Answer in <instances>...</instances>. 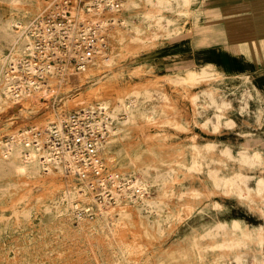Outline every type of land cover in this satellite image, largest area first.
<instances>
[{"label":"rangeland","instance_id":"1","mask_svg":"<svg viewBox=\"0 0 264 264\" xmlns=\"http://www.w3.org/2000/svg\"><path fill=\"white\" fill-rule=\"evenodd\" d=\"M12 1L0 0V8L2 9H0V18H2L3 16L9 17L10 11L8 7L10 5L8 6V4H11ZM39 1L44 2L42 8L37 10L38 4H40V2L33 5V8L35 7L33 9L34 11L29 15L27 19H25V27L32 23V20L34 21L38 17L46 15L45 12H47L49 7L52 6L49 0ZM138 2L140 6H132L131 9L124 10L122 11V13L116 12L115 14H113V16L115 15L114 18L118 16V19H115V21L117 20V22H115V25L111 27L112 29L110 28L108 31V42L110 41L111 43H108L110 45H108L107 47L106 52L108 54H106L110 55L112 52H120L119 61H117L114 66L106 67L108 69H104V64H102L103 62L101 63V60L98 59L95 67H92L96 68V65L97 67L99 66V71H87L85 73L87 76L83 74L81 76L69 78L67 81L60 84L54 83L52 84V86L50 84H47V88L43 87L42 89H40V91L39 89L34 88V90L39 91V93L38 95H35L28 100V105H25V102H21L19 100H17L16 103L13 98L9 97V99L7 98V95L4 96V86L6 83L4 76L5 65L7 63V60L9 59V56L16 50L20 49L25 42L24 33L21 35V31V33H17V35L16 32H14L10 27L9 32L14 38L12 37V41L4 42L0 46V94L2 95L3 99H7V102L4 101L0 104V153L3 152V148L8 145V143L16 141L18 142L19 140H29L30 138H33L35 134L31 132L32 130L40 131L41 134L39 135V138L41 139V141H43V143L46 142V138L48 137L46 135L49 134V127L53 123V121L64 116V114H68L71 111L79 110L82 108H93V110L98 109L100 107L98 105V103H100L98 99L101 97V93L107 97H110L114 103H117L120 101L119 97H128L135 91L137 92L140 90H147L151 91V94H154L156 96V91H159V89H161V97L154 96L153 98L151 97L149 98V100H146L144 99L143 95H140V102L138 103L144 101V104H141H143L144 107L146 106V110L144 111L150 116H152L151 114H154L156 112H162V116L157 115L155 117L156 119H154V117L152 116L153 118L150 120L147 118H142V120H144L142 122H145L144 124L140 119V126H138L139 124L135 126L132 125L131 134L134 133L135 136L134 134H130L129 137H132L130 139L128 137H124V135H119V138L117 137L113 141H110L111 143H109V154H105L104 150L101 151V156L103 155L102 158L105 164V177L108 179L109 187L111 186V190L115 189V187H118L115 183L118 182V185L120 187V189L117 188L118 192H121L123 188L124 190L128 189L127 191H131L128 187V179L131 180L132 178V168L127 164V157H125L127 153L126 151L130 150H132L133 154L135 153V151H140L143 149L144 151H147L145 159H161L167 163L166 165L174 164L179 160L183 161L182 153L184 152V147L189 159L188 163H191L192 161L193 157H191L190 155L193 153L192 151L194 149L201 150L202 154L205 156L204 170L202 172H197L195 175H189L186 172L187 170L184 169L185 171H183L182 173V170L180 169V167H178L179 174L175 172L174 176H180V184L176 187V195L170 197L171 199H168L169 206H166L161 214H150L147 211L149 213L148 214L144 210L139 211L137 207H132V205H128L129 207L125 206L127 209H130V211L132 210L133 212L138 210L141 215L138 213V211L137 213L135 212V220L137 219L135 222H137L138 224L135 223L133 228H126L125 226H121L120 228L122 230L119 228L120 230L118 229L116 236H105L104 234L93 233V231L91 232V235L87 231H85L84 233L77 234L74 237L66 238L60 234H57L56 230L46 237V239H48L47 241H50V245L54 248V251L50 252V254H48L47 256L40 255L38 258L42 262H50V259H58L59 254H61L67 257L70 256V264H118V262H120L121 264H126V260L121 254L118 255L120 256L118 259L119 261H114V256L119 250V242L117 241H122L126 245H131L132 241H134L136 238H141L138 235L144 230V228L143 225H140L139 223L140 219L144 218L145 221H150V225L152 224V227L150 228H153L155 230L154 231L153 229H150L153 232V236L147 239L154 244L152 246L154 247V249H167V247L171 248V246L173 245L179 246L183 244V246H180V248L182 249L195 248L197 254L200 250L203 254H205L207 264H210L211 261L218 259L217 253L220 252V250L216 248L215 245H219L222 240L228 237L227 232L219 227L220 223L226 225L227 230L234 235H241L245 230L253 231L255 229H258L259 227H264V214L259 209H257L259 208L258 205L261 204H257L256 206V204L247 197V193H245L247 192L246 190L244 191L245 198L239 197L238 195L232 193L229 196V193L224 191L223 189H216L212 183L211 178L208 177V169L219 167V174L224 177H235L238 174L242 176H248V186L250 188L256 187L257 180L260 176L264 177V164L263 166L250 165L246 163L241 156L244 153L252 154L255 152H259L264 163V128L261 130L260 128H258L256 123L260 119V113L263 110L262 104L264 100L262 95L259 94L260 92L258 90L256 76L227 75L221 70L213 67L217 75H219L215 82H205L203 83L204 85H196L193 88L187 89L188 91H186L188 93L176 84H171L172 82H169L167 80L168 78H165V76H173V74L176 75L177 73L183 74L186 71V67L190 64H192V67L197 70H199L202 66L195 64L192 60H190L188 54L182 56V52H185L188 46L186 43H183L185 42V40H188V42H190V40L192 39L193 28L195 26L197 27L200 23L196 20H190V17H192V15H190L189 12L194 7L193 1L179 0V3H177L176 0H174L175 3L173 2V6L176 8V10L167 9L168 11L165 9H161L159 5V9H157V4H155L156 0H153V2L148 0H138ZM157 10L160 11L158 12ZM118 14L120 15V17ZM150 15H164L166 18L163 20V26H165V24H168V19H176L178 22H180L182 35H180L178 38L170 39L167 37L166 32L164 31L165 29H159L155 24H153L154 26L152 25L150 27L143 25L144 18L149 17ZM125 18L127 19L129 28H132L131 31L129 30L128 32H126L125 30L127 29V27L122 25V22L126 21ZM120 24L122 27L120 26ZM137 26L141 28L140 33L135 32V28ZM115 28L123 30L125 34L128 33V35L125 36L124 40L119 41L110 34V31ZM161 30H163L164 32H161ZM153 34L155 35V37ZM137 35L139 38H135V36ZM150 38H155V44L153 43L152 39L150 40ZM112 39L113 41H111ZM133 39L135 41H133ZM176 43L177 47H173V45ZM12 45H14V47ZM111 45L113 46V48ZM176 55L181 58V60L177 61L180 66H183L181 68H177V65L172 66ZM100 87H102L104 90L100 91L101 93L98 94L97 92L99 91H97L96 89H99ZM209 87H214L215 89H217V96L220 101L227 98V103L226 101L224 102L228 107L226 108V110L223 109L221 112L224 114L219 113V110L206 104L203 92ZM92 89L94 90L93 93ZM196 92L201 96L197 104L192 102L191 98L192 95ZM248 93L250 95H248ZM165 96L169 97L170 101H172L173 107L168 106V102L170 101L169 99L167 101L165 99ZM10 101H12V103ZM163 103L165 105H163ZM141 104H139V106ZM159 104L160 106H158ZM242 105L245 106L244 109L241 108ZM151 106H153L154 108H152ZM164 106H166L167 109L170 108L169 111ZM147 108L150 112L147 110ZM165 113H167L168 116L170 115L169 117L173 119H171L169 122L166 121L164 118L167 116V114L165 115ZM124 117V115L120 116L121 119H123ZM157 118H160L159 120L161 122ZM156 120H158L161 124H158L159 122H156ZM208 120L209 122H207ZM154 122L157 124H155ZM217 122H220L221 124L219 128L215 127V124ZM153 124H155L156 126ZM136 126L139 130H137ZM112 127H116L115 121L113 122ZM140 127L142 128L140 129ZM44 135L46 138L44 137ZM252 137L254 138L252 139ZM193 138L196 140V142ZM239 139L240 141L238 142ZM209 142L215 143V147L207 148L206 144ZM122 145H124V148ZM194 146H196V148ZM226 147L228 148V150L230 149L228 153L224 151ZM152 150L158 152V154L156 156L152 155ZM260 170L263 172H261ZM65 173L66 171H64V168H62V174H60L58 178L56 177V181L50 178L49 181L44 184H36L35 182H32L33 179L30 177H23L17 180V178L11 173V171L0 168V227H2L0 229V233L3 235L0 241H2L5 249L8 251L9 260L12 261L16 257L14 249H16L17 245L21 242L19 241V237L20 239L25 238V236L26 238H32L34 235L38 234V230L43 226L50 225L52 229H55L59 226V224H61L60 221L54 218L55 214L53 215L52 212H48L43 208L39 209L40 205L38 206L34 203L31 205L32 201L36 199H40V201L42 202L41 206L43 207L45 205L53 207L55 203V200L53 198L57 192L69 195L68 197H66L65 203L71 211V215L73 218L71 222L75 227H77L78 225V219L80 218L79 215L81 214L78 213L79 209H81L83 212L85 209H91V215L94 214L93 211L96 209L95 214L100 215L101 212L99 211V207L103 206L107 208L108 212L110 211V217H115L117 220L119 219L120 213L117 210L114 200L110 201L111 203H105L104 201L99 200L100 197L93 195L90 191L89 185H87V183L89 184V182L86 183L82 181L80 177L77 176V174H74L76 176L75 177L74 175H68L67 173ZM111 176H115V178H111ZM13 178L15 179V182L19 181L18 185L20 186L16 189L12 186L11 188H8L10 184H13ZM111 179H113V181ZM50 184L51 186L49 187ZM55 184L58 185L56 186ZM72 187L73 189L76 188L78 191H80L81 195L86 196V203L83 204L82 199L80 198L81 196L73 194L71 195L69 189ZM189 187L191 188V190ZM86 189L87 193L85 191ZM198 189L202 193H200L202 196L200 194L195 196L191 194L192 190ZM155 190H157L156 186L151 189L147 196H149L150 198L157 197L158 192ZM187 192H190L188 193L189 196H185V193ZM36 196L41 197L36 198ZM236 196L238 197V199ZM197 199L199 200L197 201ZM184 203L187 204L188 207ZM86 204H88V207H84ZM253 206L255 209L253 208ZM261 207L264 208L262 205ZM27 208L29 211L31 210L32 213L29 214L28 217L25 216L24 212L27 211ZM187 208H190L191 211H193L188 212L190 209L188 210ZM169 209L175 210V212L177 210L180 211L181 217L179 219L173 218L169 221L162 220L163 217L169 214ZM142 215L145 217H143ZM157 215L161 216L159 217ZM17 217L20 221H17ZM160 220L162 221L161 232H163V234L157 229V225H159V223L156 221ZM180 221L182 222L180 223ZM236 222L240 223L241 225L235 227L234 223ZM16 223H19L20 225L17 227ZM62 223L68 224L70 222L64 221ZM13 224L16 226H14ZM164 224L165 226H163ZM4 225H7L8 227H5V229ZM32 227H34L35 230H33ZM239 227H241L242 229ZM42 230H45V228H42ZM135 232L137 234H135ZM154 237L156 238L154 239ZM212 240H214L215 242ZM251 243L249 242L248 246L246 247V253L244 254L247 259L246 263L264 264V259L258 258V256L253 252V249H256L258 245L256 246L255 242ZM254 244L255 247H253ZM260 247L264 249V244ZM146 256L147 255H143L140 264H148L146 262ZM150 256V259H152V261H158V259H154V255ZM228 256V261H232L236 255L234 254L233 256V254H229ZM0 257V264H3L5 260L2 258L1 254ZM219 259L220 261H222L220 257ZM49 262L48 264H55L58 262V260L56 262L54 260V263ZM235 262L236 261L234 259L232 263L234 264Z\"/></svg>","mask_w":264,"mask_h":264},{"label":"bare ground","instance_id":"2","mask_svg":"<svg viewBox=\"0 0 264 264\" xmlns=\"http://www.w3.org/2000/svg\"><path fill=\"white\" fill-rule=\"evenodd\" d=\"M12 1V0H11ZM147 1V0H146ZM153 2V0H148ZM190 1H195V0H190ZM39 0H13L11 4H8V9L10 11V15L9 17H2L0 18V46L4 43V42H8V41H12V34L9 32V29L11 27V29L16 32V34L21 33V35L24 33L25 29L27 28V26L25 27V19H27L29 17V15L34 11L33 9V5L36 3H39ZM143 2V1H142ZM145 2V1H144ZM150 2V3H151ZM174 0H156L157 4V9L158 5L161 9H165V10H173L176 8L173 6L174 5ZM176 2L179 3V0H176ZM7 4V3H6ZM5 4V5H6ZM44 2H40V4H38L37 10L41 9L43 6ZM144 4V3H143ZM139 5L138 0H125V2L123 3V5L117 10V12H121L124 10H128L131 9L132 6H137ZM1 6V5H0ZM7 6V5H6ZM37 6V5H36ZM140 6V5H139ZM155 7V8H156ZM7 8V7H6ZM154 8V7H153ZM1 9V8H0ZM2 10V9H1ZM167 10V11H168ZM179 10V9H177ZM158 12L160 10H157ZM186 14V13H185ZM119 15V14H118ZM189 16V15H188ZM115 17V15H114ZM120 17V15H119ZM123 18V16H122ZM166 17L164 15H158V16H153L150 15L149 17H145L144 18V24L145 26H152L153 24H155L159 29H165L164 31L166 32V35L168 38L172 39V38H178L180 35H182L181 32V25L180 22H178L176 19H168V24L165 26L162 25L163 20ZM118 19V16L115 18ZM126 19V18H125ZM193 19V18H192ZM33 22V20H32ZM117 22V20H116ZM133 22V21H132ZM31 24V23H30ZM117 24V23H116ZM134 24V23H133ZM184 24V23H183ZM122 25L126 26L127 29L125 30L126 32H128L129 30L131 31L132 28H129L128 23H127V19L126 21L122 22ZM29 26V25H28ZM117 26V25H116ZM121 26V24H120ZM132 26V25H131ZM139 26V25H138ZM135 28V32L136 33H140L141 32V28L139 27ZM154 26V25H153ZM214 26V25H213ZM122 27V26H121ZM141 27V26H140ZM196 27V26H195ZM214 28V27H213ZM212 28V29H213ZM112 29V28H111ZM210 29V28H209ZM208 29V30H209ZM134 30V29H133ZM163 30H161L162 32ZM163 31V32H164ZM192 31V30H191ZM133 32V33H135ZM190 32V31H189ZM130 33V32H129ZM205 33V32H204ZM209 33V32H208ZM17 34V35H18ZM109 34V33H108ZM110 34L115 38L118 39L119 41H122L125 39V36L128 35L125 34L123 32V30H119L118 28L113 29L112 31H110ZM197 34V33H196ZM202 34V33H201ZM154 35V34H153ZM152 35V37H153ZM133 36V35H131ZM129 37V36H128ZM155 37V35H154ZM157 37V35H156ZM194 37V36H193ZM14 38V37H13ZM113 38V39H114ZM135 38H139L138 35L135 36ZM113 39L111 41H113ZM152 38H150L151 40ZM23 40V39H22ZM129 40V39H128ZM138 40V39H136ZM142 40V39H141ZM153 43L155 41V38L152 39ZM131 41V40H130ZM133 41H135L133 39ZM149 41V40H148ZM147 41V42H148ZM110 42V41H109ZM108 42V43H109ZM117 42V41H116ZM16 43V42H15ZM111 43V42H110ZM118 43V42H117ZM115 43V44H117ZM136 43V42H135ZM161 43V42H160ZM145 44V43H144ZM155 44V43H154ZM110 45V44H108ZM113 45V42H112ZM111 45V46H112ZM14 47V45H12ZM115 46V45H114ZM118 46V45H117ZM173 47H177V43L173 45ZM17 48V47H16ZM113 48V46H112ZM112 50V49H111ZM113 51V50H112ZM115 51V50H114ZM16 52V51H15ZM106 50L103 51L102 55L98 58L99 60H101V63L104 64V69L106 67H111L114 66L116 64L117 61H119L120 58V52L118 53L116 52H112L110 55L106 54ZM1 56V55H0ZM125 56V55H124ZM178 60H181L180 57H178V55L175 56L174 62L172 63V66L177 65V68H181L183 66H180L179 63L177 62ZM100 62V61H99ZM135 62V61H134ZM138 62V61H137ZM96 64V63H95ZM95 64L93 67H95ZM3 65V63H2ZM193 65L190 64L186 67V71L182 74V73H177L176 75L173 74V76H168L165 78H168L167 80L169 82H172L171 84H176L177 86L181 87L184 89V91H186L189 88H193L196 85L199 84H203L205 82H212L219 77V75H217L215 69L213 68V66H201V68L199 70L195 69L192 67ZM91 67V68H93ZM99 67V66H98ZM97 65L96 68L93 69H89V72H94V71H99ZM103 68V66H102ZM108 69V68H106ZM176 71V70H175ZM132 72V71H131ZM138 72V71H137ZM169 73V72H168ZM174 73V72H173ZM137 74V73H136ZM86 75V74H85ZM84 75V76H85ZM87 76V75H86ZM85 76V77H86ZM75 79V78H74ZM4 82V81H3ZM5 86H4V96L7 95V98L11 97L13 98V100L16 102L17 100L21 101V102H25V105L27 103H29V99L35 95H38L39 91H35L33 89L32 86H28L29 89L27 88H21V91L19 93V95L16 97H12V93L10 91V85H9V81L7 78H5ZM78 83V82H77ZM204 85V84H203ZM209 85V84H208ZM207 85V86H208ZM2 86V85H1ZM138 86V85H137ZM176 86V87H177ZM206 88V87H205ZM98 94H100V91H103L104 89L102 87H100L99 89H96ZM175 90V89H174ZM201 90V89H200ZM188 91V90H187ZM186 91V92H187ZM202 91V90H201ZM1 92V91H0ZM94 92V90L92 89V93ZM157 94L156 96H160L161 97V92L162 90L159 89V91H156ZM155 92V93H156ZM172 92V91H171ZM198 92V90H197ZM197 92L195 94L192 95V102L196 103L199 102L198 100L201 98L200 95L197 94ZM200 92V91H199ZM203 92V91H202ZM188 93V92H187ZM201 93V92H200ZM91 94V93H90ZM186 94V93H185ZM204 94V100L206 102V104L210 107H214L217 110H219V113L222 112L223 109L226 110L227 106V98L220 101V99L217 96V89H215L214 87H209L207 89L204 90L203 92ZM140 95L144 96V99H148L149 98H153L155 95L151 94V91H147V90H140V91H135L133 94H131L130 96L126 97H119V102L114 103L112 101V99L110 97H107L105 95H103L101 93V97L98 99L100 101V103H98V105L100 106V108L105 109L106 114L109 115V117L112 119V122H116V127H110V140L108 138L109 141H107L103 146H102V150H104L105 154H109L110 152V148H109V143H111L110 141H113L115 138H117L119 135H124V137H128V138H132L129 137L132 131V125H138L140 123V119L141 122L144 121L142 120V118H147V119H152L154 117V119H156L155 117L157 115L162 116V112L158 113H154L151 114L152 116H150L148 113H146L144 110H146V106L144 107L143 104L138 103L140 102ZM168 95V94H167ZM155 96V97H156ZM176 97V96H175ZM10 99V98H9ZM165 99L168 101L169 97L165 96ZM177 99V98H176ZM7 100V99H6ZM5 99H3L2 95L0 94V104L4 101H6ZM12 100V101H13ZM97 100V101H98ZM164 100V101H166ZM12 101H10L12 103ZM170 101V99H169ZM226 101V103L224 102ZM7 102V101H6ZM9 102V101H8ZM159 102V101H158ZM17 103V102H16ZM160 103V102H159ZM162 103V102H161ZM139 104H141L139 106ZM166 104V102H165ZM163 103V105H165ZM168 106L173 107V103L172 101L168 102ZM28 105V104H27ZM96 105V104H95ZM150 105V104H149ZM162 105V106H163ZM199 105V104H198ZM160 106V104L158 105ZM178 106V105H177ZM194 106V105H193ZM85 107V106H84ZM92 107V106H91ZM152 108H154L153 106H151ZM166 109L167 107L164 106ZM179 107V106H178ZM164 108V110H165ZM177 108V107H176ZM242 109L245 108L244 105L241 106ZM93 109V108H92ZM159 109V108H158ZM162 109V108H161ZM170 109V108H169ZM169 109H167L169 111ZM148 110V108H147ZM166 110V112H167ZM178 110V109H177ZM149 111V110H148ZM158 111V110H157ZM163 111V110H161ZM180 111V109H179ZM150 112V111H149ZM152 112V111H151ZM225 112V111H224ZM167 113H165L166 115ZM224 114V113H221ZM121 115H124L125 117L123 119L120 118ZM170 116V115H169ZM167 114V116L164 118L166 121H170L173 118H170ZM217 116V115H216ZM164 117V116H163ZM179 118V117H178ZM158 119V118H157ZM160 119V118H159ZM158 119V120H159ZM156 120V122L158 121ZM179 120V119H178ZM160 121V120H159ZM158 121V122H159ZM174 121V120H173ZM180 121V120H179ZM148 122V121H147ZM152 122V121H151ZM161 122V121H160ZM158 124H161V123ZM209 122V120L207 121ZM212 122V121H211ZM111 123V122H110ZM143 123V122H142ZM145 123V122H144ZM143 123V124H144ZM155 123V122H154ZM109 124V123H108ZM157 124V123H155ZM153 124V125H155ZM212 124V123H211ZM215 124V123H214ZM110 125V124H109ZM220 122H217L215 124L216 128L220 127ZM224 125V124H223ZM48 126V125H47ZM140 126V124L138 125ZM156 126V125H155ZM143 127V125H142ZM140 127V129L142 128ZM161 127V126H160ZM171 127V126H170ZM38 128V127H37ZM137 128V126H136ZM135 128V129H136ZM172 129V128H171ZM215 129V128H214ZM213 129V130H214ZM137 130H139L137 128ZM136 130V131H137ZM221 130V129H220ZM134 131V132H136ZM165 133V132H164ZM134 134V133H133ZM131 134V135H133ZM193 134V133H192ZM239 134V133H238ZM49 134H47L46 136H48ZM159 135V134H158ZM171 135V133H170ZM199 135V134H198ZM135 136V134H134ZM245 136V135H244ZM43 137V136H42ZM45 137V135H44ZM43 137V138H44ZM168 137V136H167ZM233 137V136H232ZM46 138V137H45ZM119 138V137H118ZM242 138V137H241ZM251 138V137H250ZM254 137H252L253 139ZM33 138H30L29 140H19L18 142H11L8 143V145H6L3 149V152L0 153V168L1 169H7L9 171H11V173L17 178V180H19L20 178L23 177H30L33 179L32 182H35L36 184H44L47 181H49V179L51 178L52 180L56 181V177L58 178V176L60 174H62V168L59 165V162L57 160H54L53 156H52V151L51 148L45 146V142L43 143V141H41V139L39 138L38 143H35L33 140ZM47 139V138H46ZM129 139V140H130ZM194 139V138H193ZM32 140V141H31ZM195 140V139H194ZM229 140V139H228ZM242 140V139H241ZM246 140V139H245ZM46 141V140H45ZM120 141V140H118ZM117 141V142H118ZM171 141V140H170ZM192 141V140H191ZM240 141V139L238 140V142ZM196 142V140H195ZM193 142V143H195ZM206 142V141H205ZM233 142V141H232ZM231 143V142H230ZM242 143V142H241ZM188 144V143H186ZM124 148V145H122ZM121 146V147H122ZM197 146V145H196ZM196 146H194L196 148ZM257 146V145H256ZM171 147V146H170ZM207 148H213L215 147V143L213 142H209L206 144ZM247 147V146H246ZM206 148V149H207ZM251 148V147H249ZM1 149V148H0ZM189 150V149H188ZM230 150V149H229ZM228 148L226 147V149L224 150L226 153L229 152ZM253 150V149H252ZM184 152L182 153L183 155V161H176V163L174 164H170V165H166L167 163L163 160H159V159H151V160H147L145 159V155L147 151H144L143 149L140 151H135V153L132 154V150L130 151H126V156L127 157V164L132 168V178L131 180H129V188L131 191H127L128 189L124 190V188L121 190V192L117 191V188L120 189L119 187V183L116 182L115 184H117L118 187H115V189H112V194H113V200L116 203V207L117 210L120 213V217L117 220L115 217H110L109 212L107 210V208L100 206L99 207V211L101 212L100 215L95 214L96 213V209L93 211L94 214L91 215L89 214H85V215H80V218L78 219V225L77 227L74 226V224H72V215H71V211L69 210L68 206L65 203V199L66 197H68L69 195H66L65 193H60L57 192L56 195L54 196V200L55 203L52 206L49 205H45L44 207L41 206V201L40 199H36L34 201H32L31 205L37 204L39 206V209H44L47 210L48 212H52V214L55 216L54 218L58 221L61 222V224H59V226L55 229H52L50 227V225L48 226H43L38 230V234L34 235L32 238L28 237L26 238H22L20 239L19 236V241H21L16 249H14V253L16 254V257L11 261L8 259V251L5 249L4 244L2 243V241H0V254L2 255V258L5 260V262L3 264H48V262H42L39 260V256L40 255H48L50 254V252L54 251V248L51 247L50 245V241H47L48 239H46L47 236H49V234L55 232L57 230V234H60L66 238H71L76 236L77 234H82L85 231H87L89 234H91V232L93 231V233L96 234H104L105 236L108 235H114L116 236L118 229L121 226H125L126 228H130V227H134L135 222V212L137 213V211H148L150 214H161L166 206H169V198L172 196L176 195V187L179 186V182H180V176L175 177L174 174L175 172L178 173L179 168L183 171L187 170V174L189 175H195L197 172H202L204 170V164H205V156L202 154L201 150H196L194 149L192 152L191 157L192 161L191 163H188L189 159L187 157V153L184 147ZM190 152V151H189ZM213 152V150H212ZM211 152V153H212ZM181 153V152H180ZM111 154V153H110ZM158 154V152L152 150V155L156 156ZM179 154V153H178ZM181 155V154H180ZM181 155V156H182ZM240 155V152H239ZM103 156V155H102ZM106 156V155H105ZM242 159L250 164V165H256V166H263V160L261 157V154L259 152H255L252 154L249 153H244L241 155ZM228 157V156H227ZM232 158V157H230ZM207 164V163H206ZM240 166V165H239ZM237 167V166H236ZM241 167V166H240ZM129 168V167H128ZM219 168V167H218ZM218 168H210L208 169V177L211 178L212 183L214 185V187L216 189H223L224 191L229 193V196L232 194H236L239 197H243L245 198V193H247V197L256 204H261L264 207V177L260 176L257 180V184L255 188H250L248 186V176H242V175H236L235 177H224L221 176L219 174V169ZM263 168V167H262ZM185 169V170H184ZM65 171V170H64ZM261 171V170H260ZM263 172V171H261ZM66 174V173H65ZM179 174V173H178ZM259 174V173H258ZM263 174V173H262ZM130 175V177H131ZM185 175V174H184ZM204 175V174H203ZM66 176V175H65ZM68 176V175H67ZM75 176V175H74ZM78 176V175H77ZM129 176V175H128ZM187 176V175H186ZM202 176V175H201ZM76 177V176H75ZM191 177V176H188ZM115 178V176L113 177ZM197 178V177H196ZM207 178V177H206ZM14 179V178H13ZM202 179V178H201ZM25 180V179H24ZM27 180V179H26ZM191 180V178H190ZM205 180V179H204ZM122 181V180H121ZM188 181V180H187ZM193 181V180H192ZM196 181V180H195ZM126 182V181H125ZM19 181L14 182L13 184L10 186H8V188L11 186L13 188H18L20 185H18ZM110 183V182H109ZM256 183V182H255ZM52 184V182H51ZM51 184L49 185V187L51 186ZM54 184V182H53ZM127 184V185H128ZM203 184V183H202ZM56 186L58 184H55ZM61 185V184H59ZM251 185V184H250ZM156 186L157 187V191L158 192V196L157 197H153L150 198L149 196H147V194L151 191V189ZM208 186V185H207ZM48 187V188H49ZM111 187V186H110ZM124 187V186H122ZM199 187V186H198ZM197 187V188H198ZM202 187V186H201ZM205 187V186H204ZM212 187V186H211ZM126 188V187H125ZM190 188V187H189ZM188 188V189H189ZM194 188V185H193ZM196 188V187H195ZM208 188V187H207ZM55 189V187H54ZM111 189V188H110ZM214 189V188H213ZM212 189V190H213ZM70 193L71 195H78L81 196L80 198L82 199L83 204L86 203V196L85 195H81L80 191H78L76 188L73 189L70 188ZM176 190V191H175ZM191 190V188H190ZM247 191L244 193V191ZM51 191V190H50ZM217 191V190H215ZM182 192V191H181ZM209 192V191H208ZM178 193V192H177ZM184 193V192H183ZM182 193V196H183ZM190 192L185 193V196L188 195ZM201 192L198 190H192L191 194L192 195H198ZM204 193V192H203ZM224 193V192H221ZM202 194V193H201ZM200 194V195H201ZM204 195V194H203ZM211 195V194H210ZM224 195V194H223ZM202 196V195H201ZM37 197H41V196H36ZM181 197V196H180ZM232 197V196H231ZM235 197V196H234ZM237 197V196H236ZM246 197V198H247ZM34 198V197H33ZM70 198V197H69ZM79 198V197H78ZM196 198V197H195ZM211 198V197H210ZM247 198V199H248ZM171 199V198H170ZM179 199V196H178ZM177 199V200H178ZM191 199V198H190ZM204 199V198H203ZM202 199V200H203ZM206 199V198H205ZM225 199V198H224ZM238 199V197H237ZM199 199H197L198 201ZM31 201V200H30ZM29 201V202H30ZM173 201V200H172ZM180 201V200H179ZM68 202V201H67ZM185 202V201H184ZM213 202V200H212ZM218 202V201H217ZM240 202V201H239ZM187 203V202H185ZM184 203V204H185ZM192 203V202H191ZM220 203V202H219ZM247 203V202H246ZM68 204V203H67ZM182 204V203H181ZM188 204V203H187ZM185 204V205H187ZM200 204V203H199ZM196 204V205H199ZM207 204V203H206ZM224 204V203H223ZM88 204H86L84 207H88ZM128 205H132V207H137V211L133 212L132 210L130 211V209H127L125 206ZM183 205V204H182ZM193 205V204H192ZM195 205V206H196ZM214 205V204H213ZM252 205V203H251ZM261 205H258L259 209L263 214H264V208L261 207ZM29 206V205H28ZM73 206V205H72ZM77 206V205H76ZM92 206V205H91ZM129 207V206H128ZM174 207V206H173ZM185 207V206H184ZM188 207V205H187ZM213 207V206H212ZM220 207V206H219ZM252 207V206H251ZM38 208V207H37ZM170 208V207H169ZM191 208V206H190ZM189 208V209H190ZM254 208V206H253ZM109 209V208H108ZM176 209V208H175ZM183 209V208H182ZM188 209V208H187ZM188 209V210H189ZM249 209V208H248ZM255 209V208H254ZM91 211V209H89ZM168 212L169 214L166 215L165 213V217L162 218V220H172L173 218H177L179 219L181 217V212L180 211H176L175 210H171ZM138 211V213H139ZM184 211V210H183ZM191 209L188 211L190 212ZM193 211V210H192ZM191 211V212H192ZM25 212V216L28 217L29 214L31 213V210L29 211L27 208V211ZM147 212V213H148ZM185 212V211H184ZM217 212V210H216ZM142 213V212H141ZM148 213V214H149ZM12 214V213H11ZM42 214V213H41ZM140 214V213H139ZM189 214V213H188ZM187 214V215H188ZM191 214V213H190ZM141 215V214H140ZM144 215V213H143ZM142 215V216H143ZM254 215V214H253ZM258 215V214H257ZM6 216V215H5ZM40 216V214H39ZM138 216V215H137ZM159 216V215H157ZM161 216V215H160ZM159 216V217H160ZM186 216V215H185ZM184 216V217H185ZM189 216V215H188ZM264 216V215H263ZM35 217V216H33ZM71 217V218H70ZM145 217V216H143ZM140 218V217H139ZM153 218V217H152ZM183 218V217H182ZM186 218V217H185ZM147 219V218H146ZM157 220V218H156ZM17 221H20L19 218L17 217ZM64 221H68L70 223L68 224H63L62 222ZM139 221V220H138ZM175 221V220H174ZM16 222V221H15ZM150 221H145L144 218L140 219V225H143L144 230L142 232L139 233L138 236H140L141 238H136L134 241H132L131 245H126L124 244L122 241H117L119 242V250L116 252L115 256H114V261L117 262L119 261V254L123 255L125 258V262L126 264H140L143 255H147L146 256V262L148 264H207L206 258H205V254H203L200 250L197 254L195 248H185L182 249L180 248V246L182 245H173L171 246V248L164 249V248H158V249H154V247H152L154 244L152 242H150L149 237L153 236V232L150 229L152 227L149 223ZM159 223L158 226V230L161 232L162 231V226H161V220L160 221H156ZM173 222V221H172ZM182 221H180L181 223ZM220 222V221H219ZM152 223V222H151ZM157 223V224H158ZM165 223V222H164ZM175 223V222H174ZM17 224V223H16ZM28 224V223H27ZM34 224V223H33ZM32 224V225H33ZM138 224V223H137ZM14 225V224H13ZM20 224H17V227ZM24 225V224H23ZM154 225V223H153ZM177 225V224H176ZM241 224L236 222L234 223L235 227L240 226ZM16 226V225H14ZM156 226V225H155ZM153 226V227H155ZM165 226V224L163 225ZM168 226V225H167ZM8 227L7 225H4V228ZM29 227V226H28ZM140 227V226H139ZM142 227V226H141ZM219 227L221 229H224L225 232H227L228 237L225 238L224 240L221 241V243L219 245H215L216 248H218L220 250L218 254V259L211 261L210 264H233V260L235 259V263L234 264H247L246 261V257H245V251H246V247L248 246L249 242H255L256 246L258 245V247L256 249H253L254 254H256L258 256V258H263L264 259V249L261 248L260 246H262L264 244V228L260 227L258 229H255L253 231L250 230H245L243 232V234L241 235H234L233 233L229 232L227 230L226 225H224L223 223H220ZM233 227V226H232ZM2 227H0L1 229ZM42 228H45V230H42ZM241 228V227H239ZM6 229V228H5ZM20 229V228H19ZM33 230L34 227H32ZM121 229V228H120ZM119 229V230H120ZM125 229V228H124ZM141 229V228H140ZM156 229V228H155ZM242 229V228H241ZM122 230V229H121ZM154 230V229H153ZM167 230V229H166ZM231 230V229H230ZM130 231V230H129ZM155 231V230H154ZM217 231V230H216ZM1 232V231H0ZM121 232V231H120ZM169 232V231H168ZM172 232V231H171ZM222 232V230H221ZM27 233V232H26ZM163 234V232H161ZM24 234V233H23ZM134 234V233H132ZM135 234H137L135 232ZM156 234V233H155ZM11 235V234H9ZM25 235V234H24ZM23 235V236H24ZM92 235V234H91ZM124 235V234H123ZM2 234L0 233V240L2 238ZM166 236V235H165ZM170 236V235H169ZM159 237V236H158ZM164 237V236H163ZM90 238V237H89ZM156 237H154L155 239ZM160 238V237H159ZM158 238V239H159ZM224 238V237H223ZM93 239V238H92ZM114 239V238H113ZM152 239V238H151ZM153 239V240H154ZM215 239V238H214ZM46 240V241H45ZM100 240V239H99ZM4 241V239H3ZM155 241V240H154ZM177 241V240H176ZM199 241V240H198ZM214 241V240H212ZM178 242V241H177ZM181 242V241H180ZM210 242V241H209ZM208 242V243H209ZM215 242V241H214ZM6 243V242H5ZM100 243V242H98ZM182 243V242H181ZM163 244V243H162ZM252 244V243H251ZM56 245V244H55ZM117 245V244H116ZM185 245V244H184ZM199 245V244H198ZM212 245V244H211ZM214 246V245H213ZM156 247V244H155ZM170 247V246H169ZM255 247V244L254 246ZM207 248V247H206ZM197 249V248H196ZM251 249V248H250ZM65 250V249H64ZM249 251V250H247ZM252 251V250H251ZM250 251V252H251ZM62 252V251H61ZM59 253V252H58ZM13 254V253H12ZM56 254V253H55ZM229 254H234L236 255L234 257V259L232 261H228ZM58 255V254H57ZM68 255V254H67ZM150 255H154V259H158V261L154 262V260L152 261V259H150ZM45 256V257H46ZM55 257V256H54ZM70 257V256H69ZM69 257L67 256H63L61 254H59V258L57 259H50L49 263H54L58 260L57 263L55 264H70L71 260L69 259ZM212 257V256H211ZM219 257L221 258L222 261H220ZM1 258V257H0ZM53 258V257H52ZM122 258V257H121ZM49 260V259H48ZM264 262V261H263ZM124 263V262H123ZM118 264H121L120 262H118Z\"/></svg>","mask_w":264,"mask_h":264},{"label":"built area","instance_id":"3","mask_svg":"<svg viewBox=\"0 0 264 264\" xmlns=\"http://www.w3.org/2000/svg\"><path fill=\"white\" fill-rule=\"evenodd\" d=\"M49 2L53 8L50 6L46 15L27 26L24 44L9 56L5 65L4 76L13 97L19 95L21 88H47V84H60L85 74L107 50L108 31L116 22L113 14L125 0ZM111 125L112 119L105 109L82 108L53 121L45 142L66 173L77 174L82 181L89 182L92 194L105 203L113 201V194L105 177L101 151ZM34 131L33 141L38 143L41 133ZM91 211L79 209L78 213Z\"/></svg>","mask_w":264,"mask_h":264},{"label":"crops","instance_id":"4","mask_svg":"<svg viewBox=\"0 0 264 264\" xmlns=\"http://www.w3.org/2000/svg\"><path fill=\"white\" fill-rule=\"evenodd\" d=\"M193 4L190 20L200 23L190 42L183 43L188 46L182 56L188 54L195 64L213 66L227 75L256 76L264 97V0H195Z\"/></svg>","mask_w":264,"mask_h":264},{"label":"water","instance_id":"5","mask_svg":"<svg viewBox=\"0 0 264 264\" xmlns=\"http://www.w3.org/2000/svg\"><path fill=\"white\" fill-rule=\"evenodd\" d=\"M238 75H246V76H250V75H248V74H238ZM237 76V75H236ZM258 90H259V94L260 95H262V97H263V94H262V92L260 91V89H259V87H258ZM263 100H264V97H263ZM262 106H263V110H262V112L260 113L261 114V116H260V119H259V121L258 122H256L257 123V126H258V128H260L261 130L264 128V101H263V104H262ZM252 126H253V124H252ZM263 227V226H262ZM260 228V227H259ZM264 228V227H263Z\"/></svg>","mask_w":264,"mask_h":264}]
</instances>
